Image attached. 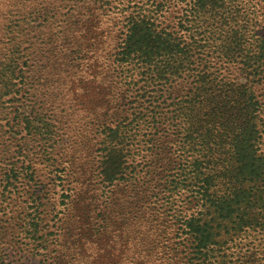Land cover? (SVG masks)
<instances>
[{
  "label": "rangeland",
  "instance_id": "374dc122",
  "mask_svg": "<svg viewBox=\"0 0 264 264\" xmlns=\"http://www.w3.org/2000/svg\"><path fill=\"white\" fill-rule=\"evenodd\" d=\"M247 1L248 11H242L252 19V32L264 34V0ZM194 4L0 0V264H187L189 234L179 239L178 249L173 242L179 215L196 210L189 203L196 186L189 180L188 186L179 183L191 176L188 161L199 158L203 171L215 170L217 183L223 179L233 189L225 195L233 204L239 163V140L230 141L240 125L235 111L207 104L189 105L193 116L188 118L178 111L197 74L202 73L200 84L209 94L251 85L259 100L253 113L261 117L262 136L254 146L244 142L241 148L254 156L247 166L264 172V64L247 79L236 56L215 52L207 45L214 35L195 31L199 10ZM220 9L223 16L216 21L227 22L220 26L236 28L235 0ZM154 10L155 19L146 18L158 30L172 32L181 46L191 44L194 57L188 67L147 79L133 64L120 66L114 59L129 17ZM11 23L25 29L6 35ZM221 32L229 43L232 37ZM222 39L215 43L224 44ZM255 40L240 42L252 48L249 55L260 52ZM236 43L235 36L234 52ZM189 125L191 145L186 147L195 150L192 157L183 151ZM105 126L112 134L109 142L124 154L110 155L122 159L123 169L112 182L100 172L99 133ZM12 166L16 188L7 196L4 177ZM255 210L250 216L257 226L246 224L229 242L219 236L209 264H264V200Z\"/></svg>",
  "mask_w": 264,
  "mask_h": 264
},
{
  "label": "trees",
  "instance_id": "16d2710c",
  "mask_svg": "<svg viewBox=\"0 0 264 264\" xmlns=\"http://www.w3.org/2000/svg\"><path fill=\"white\" fill-rule=\"evenodd\" d=\"M225 1L195 0V10H199L196 17L198 21H195L199 28H195V31L201 30L204 36L214 35V39H211V43L207 45L211 46L215 52L220 51V53H223L224 56H228L229 58L236 56V61H239L241 64L240 69L245 70V74H243L247 79H250V77L256 75L257 70L264 64V34L252 32L255 28L249 26L252 19L249 16H244L242 11H248L243 6L245 5L248 8V2L250 1L247 0H235L236 28L230 27L224 29L220 26L227 25V22L221 23L220 20L216 21L217 17L221 18L223 16L220 7L225 5ZM157 7L160 8V6ZM157 12L155 10L151 12L153 16L151 14H144L143 16L134 14L129 17L126 26V35L122 38L120 49L115 53L114 59L120 66L125 65L127 62L133 64V69H136V71L141 70L142 76H146L147 79L155 75L157 77H163L166 71L174 68L180 69L182 66L188 67L194 57L191 44L187 43L185 46H181L180 43L182 40L177 43V38L172 35V32L168 33L163 30H158L156 22L150 20L155 19ZM5 29V34L11 35L14 29L15 31L20 29L24 30L25 27L15 26L11 23ZM221 31H224L225 35L232 37L229 43L222 39ZM235 36L239 43H236L234 52L233 48H231V43L235 39ZM248 38H256L255 41L259 44L260 52H253L249 55L252 48H247L243 44H240V42ZM216 39H222L224 44L218 46L215 43ZM234 63L236 62L234 61ZM205 67L206 64H204L203 69ZM201 74H197V78L192 81L189 94L181 98L178 105L182 103V106L178 111L180 109L184 111L186 118L193 116V113H189L188 110L191 104H197L192 107L193 109L199 108L201 104H207L212 105L214 110H219L220 112L227 110L231 114L235 111V123L239 122L240 125H235V137L233 135L231 136L232 138L229 135H226V137H229L230 141L234 138L239 140L235 146V163L239 162L241 165L238 163L235 166V202L233 204L231 199H228L233 189L231 186H226L223 179H221L220 183H217L218 177L216 176L215 170L203 171L200 166H197V163L200 161L199 158L188 161L189 166L192 165L191 167L193 168L189 171L191 176L180 180L179 183L182 184L184 182L188 186L186 180H189V185L196 186L195 189H192L193 198L189 202L194 205L196 210L191 214L179 215L174 222V227L176 228L174 238L176 240L173 242L176 249H178V246L181 247L182 244L179 239L189 234L187 236L188 243L184 244L185 249L188 251L187 264H209L206 259L208 256H211L212 251H215L212 245L220 243L219 236L224 241L229 242L234 237L236 239V236L238 237L239 233L245 230L244 226L246 224L252 223L256 227L258 222L255 218H251L250 215L256 213L255 208L258 201L264 200V172L257 167L247 166L248 161L253 159L254 156L252 152H245L246 150L241 148L244 142H247L248 147L254 146L256 139H260L262 136H259L260 133L262 134V128H260L257 121V118L261 120V117H259L258 113H253L257 109L259 100H255L253 97V90L250 84L241 86L235 84L234 87H229L226 91L213 90L209 94L205 92V89L200 84ZM221 80L223 81L220 78L217 82H221ZM138 116L141 117V112ZM190 122L192 123V120ZM107 129V126H105L103 132L99 133L103 137V156H101L100 172L105 175L107 180L112 182L119 178V175L123 174V169L122 159H111L110 155L115 153L117 157H121L124 154L122 152L123 148L117 144L113 146L109 142L112 134L110 133V129H108L109 132ZM186 131L187 134L184 135L183 151L192 157V151L195 150L187 148L191 145V142H188V137H192L190 125ZM228 132L230 131H225V133ZM223 139L228 140V138ZM113 165H115L114 168ZM9 169V172L4 177L3 187V191L7 196L13 193L16 188L12 183V180L16 177L13 174L15 168L12 166ZM258 181L262 182V186H256V182ZM220 193L224 194L219 196ZM34 224L33 227L35 230L37 224ZM249 228L253 227L250 226ZM166 237L167 235H165L164 239ZM191 255L193 257L189 259Z\"/></svg>",
  "mask_w": 264,
  "mask_h": 264
}]
</instances>
